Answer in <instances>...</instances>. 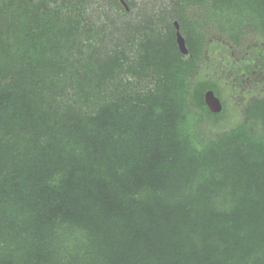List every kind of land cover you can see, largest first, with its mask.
<instances>
[{
	"label": "trees",
	"instance_id": "obj_1",
	"mask_svg": "<svg viewBox=\"0 0 264 264\" xmlns=\"http://www.w3.org/2000/svg\"><path fill=\"white\" fill-rule=\"evenodd\" d=\"M124 1L0 0V264H264V0Z\"/></svg>",
	"mask_w": 264,
	"mask_h": 264
},
{
	"label": "rangeland",
	"instance_id": "obj_2",
	"mask_svg": "<svg viewBox=\"0 0 264 264\" xmlns=\"http://www.w3.org/2000/svg\"><path fill=\"white\" fill-rule=\"evenodd\" d=\"M98 1V0H96ZM165 0H134L135 2V6L133 7V9L131 10V16L130 17H134V20L137 18V15L142 13V11H152L153 7H156L160 2H163ZM93 4V8L95 7V5L97 3L92 2ZM101 11V8H100ZM98 10H95L93 12V18L97 19V21L101 22L102 21V16L99 15ZM99 15V16H98ZM110 18L112 20H118L121 18H116L117 13L114 11H110L109 12ZM98 16V17H97ZM248 44H254L256 45V43L254 42V40L251 37L247 38L246 41ZM229 51V55L235 59L240 57V52H238L237 49H233ZM259 55V54H258ZM260 56V55H259ZM248 61H250V59H248ZM221 65V64H220ZM241 65H238L236 67V69H240ZM228 71L224 70V68H221L220 66H216L214 68V70H210L208 72L209 76L213 75L214 77H218L223 79L222 81V86L224 89V97L226 99L227 104L230 107V111L233 114H238L241 107H243V103L245 101H247L252 95H254V93H256V91H260V86L264 84V74H262L261 72H259V70L255 71L251 69V74L246 75H240L239 77L237 76V78L235 80H232L233 78H230V76H228ZM250 76V77H248ZM228 77V78H227ZM235 84H234V83ZM256 82H258V86H255ZM239 110V111H238Z\"/></svg>",
	"mask_w": 264,
	"mask_h": 264
},
{
	"label": "water",
	"instance_id": "obj_3",
	"mask_svg": "<svg viewBox=\"0 0 264 264\" xmlns=\"http://www.w3.org/2000/svg\"><path fill=\"white\" fill-rule=\"evenodd\" d=\"M120 2L127 8V4L124 0H120ZM176 27V41L178 44V48L181 52L186 53L187 48L185 46V41L183 36L178 31V24L174 22ZM204 102L212 112H218L221 109V101L220 99L214 94L213 90L208 89L204 93Z\"/></svg>",
	"mask_w": 264,
	"mask_h": 264
}]
</instances>
